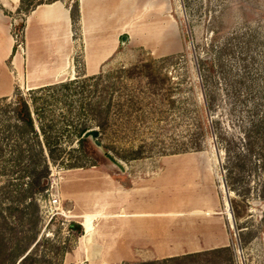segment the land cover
I'll return each mask as SVG.
<instances>
[{
	"label": "rangeland",
	"instance_id": "374dc122",
	"mask_svg": "<svg viewBox=\"0 0 264 264\" xmlns=\"http://www.w3.org/2000/svg\"><path fill=\"white\" fill-rule=\"evenodd\" d=\"M10 1L0 0L6 15L0 21V55L9 35L15 48L6 65L0 64V75L3 68L24 85L15 83L11 97H0V241L8 253L29 247L31 264L151 262V246L137 254L142 248L133 246L135 255L132 250H124L130 256L123 254L116 218L101 222L96 216L94 233L89 215L100 205L101 189L82 223L78 211L71 213L68 200L61 198V205L54 207L49 197L71 194L76 178L96 188L108 185L114 194L104 198L102 208L104 216L115 215L120 209L119 187L156 178L164 162L173 161V171L183 182L172 185L169 196L198 207L220 206L233 255L156 261L264 264V0H130L132 7L119 18L125 30L116 25L103 37L117 48L96 76L87 73L81 0H26L24 7L22 0ZM31 3L35 7L25 12ZM56 14L70 16L69 29L51 28ZM30 17L46 19L44 26L56 32L58 46L64 47L61 58L46 64L47 44L45 51L36 50V68L19 65L17 72L12 62L25 57L26 38H39L38 25H16L17 19ZM208 63L214 65V73ZM58 75L63 84L34 83L46 85L49 76L54 81ZM24 105L33 131L20 113ZM92 130L98 131V138H85ZM229 139L238 153L231 164L240 166L234 186L227 184L224 169ZM197 144L204 145L202 151L183 152ZM73 224L83 225L81 235Z\"/></svg>",
	"mask_w": 264,
	"mask_h": 264
},
{
	"label": "crops",
	"instance_id": "0c3cea01",
	"mask_svg": "<svg viewBox=\"0 0 264 264\" xmlns=\"http://www.w3.org/2000/svg\"><path fill=\"white\" fill-rule=\"evenodd\" d=\"M10 2L13 3L12 1ZM17 3L13 4L16 6ZM55 5L58 7L57 4ZM131 7L132 2L130 0H81L80 25L84 31L85 41H88L85 44V51L87 73L90 76L99 74L102 66L115 52L117 45L110 47L103 37L108 34L110 29L114 31L115 29L113 28L116 25L122 30H125V25L123 22H119V18L124 17V11L127 12ZM3 8L9 9L6 4L3 5ZM87 14L90 15L89 23L86 21ZM60 16L61 14H56V17L52 18L50 26L52 24L53 26L51 28L63 26L69 29L71 26L70 16L66 15L68 17L67 19H64V16H61L62 19H60ZM5 18L6 15L3 10H0V21ZM24 22L28 26L31 23L32 25H38L39 38L36 39V42L33 38H26L25 57H15L12 62L17 72L18 69L16 66L19 65L26 64L28 68L31 66L36 68L40 64V62H37L39 57L35 56L36 50L38 53L41 50L45 51L47 44L49 45L47 51L50 50V52L47 54L48 57L45 63L49 64V60L61 58L64 45L58 46L56 32H49V29H46L44 26L46 25V19H42V17L38 19L30 17ZM88 34H90V38L87 40ZM5 39L6 41L2 45L3 54L0 55V64H5L9 60L15 48V40L11 35ZM40 43L42 44L40 45ZM51 49L54 51L52 52ZM1 71H3V74L0 75V79L4 78V83H0V97H11L15 83L23 86V80L16 78L13 73H9V71H5L3 68ZM61 76L58 75L55 77L53 79L54 81L49 76V81L46 82V85L42 82L39 83V81H35L34 83L36 85L40 84L38 86H56L65 82L61 81ZM164 164V170L158 177L133 180L126 188H118L117 192L120 199L118 205H120V209L115 215L104 216L105 212L103 210L104 208H102L103 204H106V202L104 203V198L108 200L114 194L109 191L108 185L106 187L99 186V188H96L90 181L89 183L82 182L81 184L83 185H81L78 182L79 178H76L70 186L73 192L71 194H63L61 192V198L63 201L64 199L68 200L71 213H73V210L78 211V218L82 220V223L85 216L89 215L87 212L89 207L94 206L98 200V189H101L99 208L92 209V214L89 215L93 219L92 228L95 233L96 216L101 217V222H104L106 217H112L109 219L116 218L118 227L122 228L120 230L122 233L120 231L118 232L119 238L117 240L122 241L121 247H123L124 255L130 256L131 253L128 254L124 250H132L133 246L134 248L138 246H141V248L151 246L152 249L149 248L152 250V256L155 258L152 261H156L231 247V238L227 222L218 212L220 206L208 204V207H205L203 204L201 205L202 207H198L195 202L173 200L169 196L171 187L174 184L181 185L183 179L177 177L176 171H173L176 168V164L173 161H165ZM87 243H89V240ZM154 243L156 245H153ZM143 248L139 251L136 250V254L144 251ZM146 252L149 253L150 251ZM132 253V255H135L134 250H132Z\"/></svg>",
	"mask_w": 264,
	"mask_h": 264
},
{
	"label": "trees",
	"instance_id": "16d2710c",
	"mask_svg": "<svg viewBox=\"0 0 264 264\" xmlns=\"http://www.w3.org/2000/svg\"><path fill=\"white\" fill-rule=\"evenodd\" d=\"M56 1H60V0H47L46 3L47 4H51V3H54ZM35 2V1H34ZM26 3V0H22V7H24V4ZM40 4H44L43 2L40 3ZM39 4V5H40ZM36 3H31L29 4V6L24 9L25 12H29L31 9H33L35 7ZM32 6V7H31ZM21 10H23L21 8ZM209 64V63H208ZM209 69H210V72L211 73H214L215 72V67L213 64H209ZM20 113L22 114V118H23V121L27 124V126L29 127V129L31 131L34 130V125H33V119L31 117V114H30V111L28 110V107H26L25 105L22 107ZM83 132H85L84 130L83 131H79V134L81 135ZM228 138V137H227ZM230 142H226V146L224 147V151L226 153V163L224 164V169L226 170L227 172V184L228 185H231V186H234L233 184V176L234 174L239 171V169L237 168H240V166H232V161L234 159V155H237L238 153H235L234 149L231 147V142L232 139H229ZM204 145H201V144H197V145H193L192 147H188L187 150H183V152L185 153H188V152H200L202 151V148H203ZM182 151H179L178 153L176 154H180ZM239 157V156H238ZM72 227L74 229H76L78 231V234L81 235V233H83V228L82 226L80 225H76V224H73ZM40 244V242L36 245V247ZM7 246L4 245L2 243V241H0V259H1V264H17L23 257V259L20 261V264H31L33 263V254L32 252H30L28 255H26L29 251V247H22L16 254L13 253H8V249H6ZM232 247H228V248H220V249H215L211 252H205V253H200V254H193V255H187V256H182V257H177V258H172V259H165V260H162L163 263H169V262H174V263H182V262H185V261H194L195 259L201 257V256H204V255H207V254H220V253H229L231 256L233 255V251L231 249ZM60 247H56V252L59 253L60 251ZM5 253V258H3L2 254ZM26 255V256H25ZM161 262L160 261H151V262H143V263H139V264H160Z\"/></svg>",
	"mask_w": 264,
	"mask_h": 264
},
{
	"label": "water",
	"instance_id": "95a60500",
	"mask_svg": "<svg viewBox=\"0 0 264 264\" xmlns=\"http://www.w3.org/2000/svg\"><path fill=\"white\" fill-rule=\"evenodd\" d=\"M23 22H24V19H23V18H19V19H17V21H16V25H20V24H22ZM122 40H123V41H126V40H127V37H123ZM98 136H99V133H98V131H96V130L88 131V132L85 133V135H84L85 138H90V137H92L93 139L98 138ZM107 157H108V159H109L112 163H114V164H115L117 167H119L122 171L125 169V168H124V165L122 164V162H119L118 160H116L115 158H113L111 155H108ZM225 184H226V182L224 181V186H225ZM228 205H229V207H228V211H229V214H230V220L232 221V223H233V225H234L233 227H235L233 211H232V207H231V204H230L229 201H228ZM81 225H82V224H81Z\"/></svg>",
	"mask_w": 264,
	"mask_h": 264
},
{
	"label": "built area",
	"instance_id": "2783aa9c",
	"mask_svg": "<svg viewBox=\"0 0 264 264\" xmlns=\"http://www.w3.org/2000/svg\"><path fill=\"white\" fill-rule=\"evenodd\" d=\"M49 205L50 206H54V207H57V206H60L61 205V197L60 195H56V194H53L51 193L50 197H49ZM61 209V208H60ZM64 214V212H63Z\"/></svg>",
	"mask_w": 264,
	"mask_h": 264
},
{
	"label": "bare ground",
	"instance_id": "6f19581e",
	"mask_svg": "<svg viewBox=\"0 0 264 264\" xmlns=\"http://www.w3.org/2000/svg\"><path fill=\"white\" fill-rule=\"evenodd\" d=\"M227 204H228V203H227ZM228 207H229V205H228ZM82 227H83V225H82ZM84 229H85V233L87 234V233H88L87 225L84 226Z\"/></svg>",
	"mask_w": 264,
	"mask_h": 264
}]
</instances>
